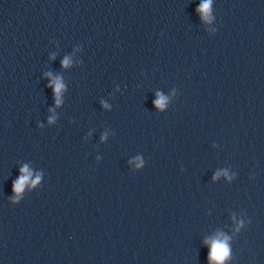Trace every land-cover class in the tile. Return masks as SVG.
<instances>
[{"label":"clouds","instance_id":"1","mask_svg":"<svg viewBox=\"0 0 264 264\" xmlns=\"http://www.w3.org/2000/svg\"><path fill=\"white\" fill-rule=\"evenodd\" d=\"M209 5L208 4H204L203 5V10L204 11H207ZM67 59H65V61H63V64L64 66H67ZM59 89H60V85L57 84V88H56V91L59 92ZM23 171H27L26 169H24ZM28 177L27 176H24L23 178L20 179V181L15 184V191L19 192L22 187L24 186V184L26 183ZM229 256V248L227 247L226 243H223V242H215L213 245H212V248H211V252H210V259L211 260H214V261H217V262H222Z\"/></svg>","mask_w":264,"mask_h":264}]
</instances>
